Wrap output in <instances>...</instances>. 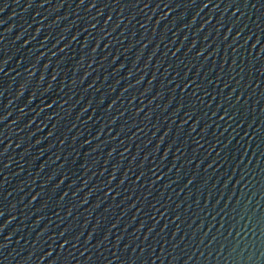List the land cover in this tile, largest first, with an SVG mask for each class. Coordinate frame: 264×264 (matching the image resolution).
<instances>
[{"label":"water","instance_id":"1","mask_svg":"<svg viewBox=\"0 0 264 264\" xmlns=\"http://www.w3.org/2000/svg\"><path fill=\"white\" fill-rule=\"evenodd\" d=\"M0 264H264V0H0Z\"/></svg>","mask_w":264,"mask_h":264}]
</instances>
